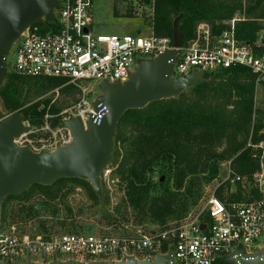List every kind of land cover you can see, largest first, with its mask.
Masks as SVG:
<instances>
[{
  "label": "built area",
  "instance_id": "built-area-1",
  "mask_svg": "<svg viewBox=\"0 0 264 264\" xmlns=\"http://www.w3.org/2000/svg\"><path fill=\"white\" fill-rule=\"evenodd\" d=\"M94 1L55 0L52 13H57V30L49 28L41 34L28 27L11 44L4 59L6 72L26 79H62L81 93V98L59 118L46 115L43 123L33 128L22 122L24 131L13 139L16 147L39 154L69 146L73 137L65 122L79 119L86 128L90 121L100 125L107 114L104 107L95 109L98 99L89 101L94 95L90 83H98L100 89L102 83L124 85L140 62L153 61L173 50L172 39L156 36L151 27L149 36L140 32L124 36L95 34L92 31ZM121 1L128 9L144 6L153 11L154 0H149V5L137 0ZM243 21L234 14L216 27L197 23L193 37L182 41L176 50L178 55L172 63L170 80L245 68L255 76V86H261L264 51L259 49L264 44L261 39L250 45L236 38V26ZM151 22L149 16V26ZM10 55L11 71L7 63ZM247 148L256 164L250 180L228 169L220 185L231 199L222 201L210 196L205 218L198 216L194 221L167 230L124 226L118 233H64L47 237L23 235L15 226L3 225L0 220V264H26L36 257L49 260L48 264L70 261L97 264L126 258L153 260L155 256L168 255L172 264H234L230 259L252 256L264 248L263 245L247 251L264 233V143H249ZM110 172L107 166L100 173L101 184H109Z\"/></svg>",
  "mask_w": 264,
  "mask_h": 264
},
{
  "label": "trees",
  "instance_id": "trees-1",
  "mask_svg": "<svg viewBox=\"0 0 264 264\" xmlns=\"http://www.w3.org/2000/svg\"><path fill=\"white\" fill-rule=\"evenodd\" d=\"M137 1L150 4L149 0ZM262 4H264V0H255L253 6L244 12L245 16L248 17L255 11H260L257 16L263 19ZM152 12L150 27L156 36L172 39L173 33L176 32L185 42L193 37V30L198 22L206 21L216 27L217 21L222 22L230 19L235 13L232 9L218 7L210 4L207 0H154ZM255 22L238 23L236 38L250 45L257 42V34L263 29L260 30L261 28ZM49 28L53 31L57 30L58 25L55 19L41 20L30 26L32 31L36 30L41 34H44ZM259 51H264L263 45ZM215 78V81L193 85L187 93L182 92L177 98L163 99L150 103L143 109L129 110L124 113L117 124L113 137L115 147L110 163L116 167L115 174L119 177L122 186L120 207L124 206L132 212H136L138 216L161 224L168 219L182 217L183 209L188 205V201L182 193L188 194L184 185L190 173L188 167L192 162L191 155L170 150H164L150 160L137 159L132 152L124 154L119 152L116 143L123 141L119 140L118 131L125 125L139 129L140 134L145 138L154 132L169 133L172 131L183 134L204 132L208 138L226 137L231 140L232 145L226 149L224 156L228 158L233 156L231 165L240 174L237 175L250 180V176L256 169V164L252 159L251 150L245 148L243 141L247 140L251 132L253 144L264 143V109L263 111L254 110L255 76L245 68H234L216 74ZM26 80L28 79L13 73L6 75L0 87V100L6 108L10 110L20 108ZM44 80L54 83L53 88L66 82L62 79ZM261 88L264 90V82L261 84ZM45 108L28 112L36 118L32 125L39 127L43 123V116H46L44 115ZM49 112L53 114L56 111L49 109L48 116L51 115ZM253 115L255 118L258 115L259 119L251 127ZM212 157L216 160H207L203 167V173H207L204 178L208 182L215 180L221 174L217 169V160L219 159L215 155ZM220 158L222 157L220 156ZM161 163L166 168L168 182L166 180L154 183L153 169L157 165L160 166ZM170 180L173 182L171 187L168 186ZM65 183H79L85 187L89 194V200L95 205L108 203L107 198L99 199L100 197L95 195L88 182L79 179H63L50 186L34 185L22 196L7 198L4 201L23 200L32 189H38L46 198L54 200L59 196V185ZM215 196L222 201L231 199L226 197L222 191L217 192ZM118 213L120 214L118 209L113 210V214ZM108 214L110 222L115 223L116 219L110 213ZM125 214L128 213L125 212ZM130 216L132 215L130 214ZM26 217L29 218L31 215L26 214ZM135 220L139 221L140 218L135 217ZM64 225L65 223H63Z\"/></svg>",
  "mask_w": 264,
  "mask_h": 264
},
{
  "label": "rangeland",
  "instance_id": "rangeland-1",
  "mask_svg": "<svg viewBox=\"0 0 264 264\" xmlns=\"http://www.w3.org/2000/svg\"><path fill=\"white\" fill-rule=\"evenodd\" d=\"M210 4L223 7L224 9H232L234 14H238L243 22L250 21L257 24L261 28L257 34V42L259 39L264 44V18L257 16L260 11H255L254 14L245 16L244 12L253 6L255 0H207ZM95 9L93 11L94 26L92 31L95 34L104 35H133L140 32L142 36L151 34L150 26L148 25V17L153 16L152 11L144 6L128 9L126 4L121 0H95ZM261 9L264 10V4ZM54 19H57V13L53 12ZM257 17V18H256ZM199 23V22H198ZM200 23L211 24L206 21ZM222 22L217 21L215 25H220ZM177 38V37H176ZM8 70L11 71L12 56L8 57ZM134 69V67L132 68ZM9 71L3 76L0 87L4 82V78ZM194 83L215 81V75H198ZM196 78V77H195ZM45 78L28 79L23 86V98L19 109L10 110L5 107L0 100V119H5L10 116H18L23 123L27 122L31 128L38 127L32 125L36 118L28 112L37 109L44 110V115L48 114L49 109L55 110L54 117L59 118V115L75 104L81 98L80 91L69 84L62 83L59 86H54V83H49ZM94 90V95L89 98V101L100 99L101 89L98 83L93 82L89 85ZM184 93L188 90L183 91ZM264 109V90L261 86H255L254 89V110L263 111ZM252 116L251 127L259 119ZM44 119V116H43ZM251 130V129H250ZM116 133V132H115ZM152 134V135H151ZM145 138L140 134V130L131 126L125 125L118 131L120 136L116 148L124 153L132 152L135 158L141 160H150L156 155H159L164 150L174 151L176 153H186L192 156L190 164V173L186 178L184 185L188 194L182 193L188 201V205L183 209V216L177 219H168L164 223L152 222L149 218L138 216L126 207L119 206L122 198L121 182L117 174L116 167L109 164L110 182L109 184H101L102 194L99 199L104 197L108 199L106 205H95L89 200V194L86 188L79 183L60 184V193L57 199L49 200L38 189H32L25 199L6 200L1 205L0 220L3 225H13L23 235L30 237H47L56 234L72 233V234H105L118 233L124 226H140L147 230L160 229L167 230L177 227L181 224L194 221L198 216H204L206 213V202L210 196L216 195L217 192L225 193V187L221 186V174L215 180L208 182L205 180L206 172L203 173V167L207 160L214 159L212 156H217L218 172L222 173L230 169L234 174L235 168L231 165L233 156H224L226 149L232 145L231 140L226 137H211L208 138L204 132L183 134L181 132L160 133L154 132ZM251 141V132L247 140L243 141L245 148ZM115 144L113 143V151ZM181 151V152H177ZM113 153V152H112ZM220 156L222 158H220ZM233 157V158H232ZM153 182H164L168 178L166 168L161 163L160 166L154 167ZM240 175V174H239ZM247 178V177H244ZM173 184L169 181V187ZM92 188V187H91ZM173 191L172 189H170ZM93 191V190H92ZM118 209L120 214H113V210ZM128 213L127 215L125 214ZM108 213L116 219L115 223L110 222ZM26 214L31 217H26ZM130 214L132 216H130ZM137 215V216H136ZM135 217L140 218V222L135 220ZM63 223L65 225L63 226ZM264 245V233L261 237L250 246L247 251H255ZM50 259V258H48ZM49 260L43 258H32L26 264H48ZM25 264V263H21Z\"/></svg>",
  "mask_w": 264,
  "mask_h": 264
},
{
  "label": "water",
  "instance_id": "water-1",
  "mask_svg": "<svg viewBox=\"0 0 264 264\" xmlns=\"http://www.w3.org/2000/svg\"><path fill=\"white\" fill-rule=\"evenodd\" d=\"M55 7V0H0V83L6 74L4 59L11 44L31 25L44 18L53 20L52 10ZM172 41L173 50L153 61L140 62L124 85L102 83V97L94 107H104L107 114L100 125L90 121L86 128L79 119L65 122L73 137L72 143L65 148L57 147L53 153L43 151L39 154L18 148L13 144V139L24 131L21 119L18 116L0 119V212L5 199L18 198L34 185L50 186L63 179L84 180L100 197L99 175L111 163L113 137L124 113L143 109L163 99L177 98L183 91L189 90L197 79L196 74H193L170 80L172 63L178 55L176 50L183 40L180 34L174 32ZM220 177L224 179L226 171ZM200 229L203 230L204 225ZM230 261L234 264H264V248L252 256L241 255ZM51 264L81 263L70 261ZM97 264H172V260L168 255L155 256L153 260L126 258L120 262Z\"/></svg>",
  "mask_w": 264,
  "mask_h": 264
}]
</instances>
